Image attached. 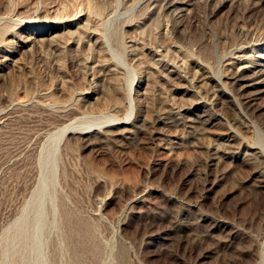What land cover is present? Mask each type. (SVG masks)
Segmentation results:
<instances>
[{"label":"rangeland","instance_id":"obj_1","mask_svg":"<svg viewBox=\"0 0 264 264\" xmlns=\"http://www.w3.org/2000/svg\"><path fill=\"white\" fill-rule=\"evenodd\" d=\"M38 263L264 264V0H0V264Z\"/></svg>","mask_w":264,"mask_h":264},{"label":"bare ground","instance_id":"obj_2","mask_svg":"<svg viewBox=\"0 0 264 264\" xmlns=\"http://www.w3.org/2000/svg\"><path fill=\"white\" fill-rule=\"evenodd\" d=\"M131 104V102H130ZM132 105V104H131ZM35 206V203H32L31 210H33V207ZM31 216L29 213L24 214L22 217H20L12 231V237L9 244V250H8V260L9 262H12V259L14 258V255L17 253L20 246L24 243V241L28 237L29 232V224L31 222ZM37 225V224H36ZM40 264V263H38Z\"/></svg>","mask_w":264,"mask_h":264}]
</instances>
